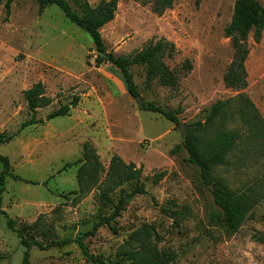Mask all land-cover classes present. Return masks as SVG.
<instances>
[{
  "label": "rangeland",
  "instance_id": "rangeland-1",
  "mask_svg": "<svg viewBox=\"0 0 264 264\" xmlns=\"http://www.w3.org/2000/svg\"><path fill=\"white\" fill-rule=\"evenodd\" d=\"M99 1L88 0L91 6ZM257 1L264 8V0ZM5 2L0 0V133L14 137L0 144V155L8 158L12 174L33 184L5 180L0 193V264H20L24 251L5 215L15 228L47 245L90 230L100 213L110 212V205L100 212L96 191L77 194L76 171L85 142L95 147L105 166L116 155L141 167L140 184L146 190L116 219V234L102 226L86 239L91 254L108 264H130L120 261L117 249L141 224H151L161 238L159 247L176 253V264H264V239H256L264 238V152L257 159H250L255 156L249 153L245 163L231 157L235 165L213 172L234 193L251 188L260 194L240 228L229 232L210 190L214 181L205 183L198 167L188 161L179 127L143 111L125 91L119 72L109 62L96 63L89 34L66 20L56 5L39 12L36 0H11L6 17ZM234 3L174 0L158 15L150 4L118 0L114 19L100 29L106 53L126 57L149 41L172 42L176 54L168 65L178 69L185 59L192 64L176 88L147 83L143 66H131L130 72L142 99L178 112L185 129L204 120L216 101L239 93L264 119V28L258 43L252 33L247 39L245 88L235 90L223 82L233 53L224 31ZM36 82L44 85L51 102L37 110L42 122L23 128L30 118L23 93ZM63 106L70 107L67 115L47 120ZM157 172L165 174L153 185ZM134 185H125V191ZM118 196L119 190L114 202ZM29 261L88 264L74 243L33 247Z\"/></svg>",
  "mask_w": 264,
  "mask_h": 264
},
{
  "label": "trees",
  "instance_id": "trees-1",
  "mask_svg": "<svg viewBox=\"0 0 264 264\" xmlns=\"http://www.w3.org/2000/svg\"><path fill=\"white\" fill-rule=\"evenodd\" d=\"M136 1L144 5L150 4L151 11L158 15L171 8L174 2V0ZM36 2L39 12L48 5H56L66 20L89 34L97 53H106L100 29L114 19L118 0H100L95 6H91L88 0H36ZM10 3L11 0L5 2L6 17L9 14ZM263 28L264 8L261 4L257 0H235L231 21L224 31L233 50L231 61L223 75L225 86L235 90L245 88L247 83L245 62L249 54L247 39L252 33L254 42L258 43ZM175 54L174 44L160 39L156 42H147L139 52L131 56H115L109 52L106 53V58H102L97 54L96 63L109 62L119 72L125 91L132 98L139 96L140 93L130 72L131 66L145 68L147 83L155 82L159 86L172 89L178 86L182 76L192 69V64L185 59L178 69L171 68L168 61L173 59ZM23 95L30 115L29 120L22 124L24 128L42 122L36 118L37 110L48 106L51 99L46 96L45 87L41 82L34 83ZM141 109L159 114L176 126L180 125L178 112L166 110L152 101L146 102ZM69 111V106H63L50 113L47 120L65 116ZM13 137L14 135L0 133V144L9 142ZM182 145L188 153V161L198 167L202 180L205 183L214 181V190L211 191L214 203L221 210L226 229L232 233L236 232L257 203L260 194L251 191V188L234 193L221 180L215 179L213 172L219 166L235 165V162L230 160L231 157L245 163L246 159H249V153L255 156L250 159H257V156L263 154L264 119L253 102L245 94L239 93L235 98L216 101L208 109L204 120L192 122L186 130ZM79 163L76 171L77 194L83 197L96 191L100 212L108 205L111 206L110 212L107 215L100 213L90 230L47 245L26 235L24 229L15 228L14 221L5 215L7 227L16 233L20 245L24 248L20 264H30V250L33 247L45 250L51 246L63 247L71 243L79 247L88 264H108L103 258L91 254L85 241L94 236L102 226H106L113 234L117 233L116 219L120 217L128 202L136 195L146 193L140 184L142 169L133 162H124L116 155L111 156L107 166L103 165L95 147L88 142L82 146V158ZM0 164L2 166L0 193L6 178L33 184L30 180L12 174L7 157L0 155ZM164 174L165 172L155 173L151 178L152 184L156 185ZM132 182L135 183L134 187L126 192L124 186ZM117 190L119 196L114 202L112 197ZM160 239L154 225L141 224L119 246L116 256L120 261H129L130 264H176V253L170 249H161ZM256 239L263 241L264 238Z\"/></svg>",
  "mask_w": 264,
  "mask_h": 264
},
{
  "label": "water",
  "instance_id": "water-1",
  "mask_svg": "<svg viewBox=\"0 0 264 264\" xmlns=\"http://www.w3.org/2000/svg\"><path fill=\"white\" fill-rule=\"evenodd\" d=\"M99 56H101L102 58H106L107 57V55H106V53H102V52H98L97 53ZM132 100L139 106V107H144L145 106V101L142 99V97L139 95V96H137V97H132ZM179 127V130H180V132L182 133V135H183V139L185 138V135H186V130L187 129H185L184 127H183V125H179L178 126ZM210 189H211V191H213L214 190V188L213 187H210Z\"/></svg>",
  "mask_w": 264,
  "mask_h": 264
}]
</instances>
